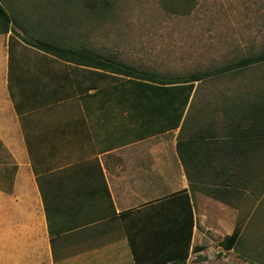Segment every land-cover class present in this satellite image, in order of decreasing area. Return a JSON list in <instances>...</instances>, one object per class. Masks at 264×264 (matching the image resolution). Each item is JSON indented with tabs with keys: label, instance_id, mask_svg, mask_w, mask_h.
I'll return each instance as SVG.
<instances>
[{
	"label": "crops",
	"instance_id": "crops-1",
	"mask_svg": "<svg viewBox=\"0 0 264 264\" xmlns=\"http://www.w3.org/2000/svg\"><path fill=\"white\" fill-rule=\"evenodd\" d=\"M109 75L0 32V264H187L208 230L231 217L233 231L251 186L229 163L261 152L232 135L242 99L207 95L233 99L191 113L192 92L163 128Z\"/></svg>",
	"mask_w": 264,
	"mask_h": 264
},
{
	"label": "rangeland",
	"instance_id": "rangeland-1",
	"mask_svg": "<svg viewBox=\"0 0 264 264\" xmlns=\"http://www.w3.org/2000/svg\"><path fill=\"white\" fill-rule=\"evenodd\" d=\"M162 1L112 0L111 10L104 17L87 13L78 0L0 3L27 42L44 40L54 45L86 47L166 78L215 70L264 50V0H197L195 9L186 15L169 14ZM109 76V81L124 80L125 89L132 86V80L125 76ZM220 92L238 95L239 102L242 99L236 110L240 117L249 95L255 94V100L264 99V62L195 82L191 113L212 102L221 109L220 100L233 99L206 97ZM251 157L245 163L251 187L236 209L242 229L240 244L229 251L220 247L232 226L229 217L228 224L208 230L203 242L208 248L193 253L187 264H264V151ZM229 164L237 174L245 171L240 168L243 163ZM261 183L263 186L257 190Z\"/></svg>",
	"mask_w": 264,
	"mask_h": 264
},
{
	"label": "trees",
	"instance_id": "trees-1",
	"mask_svg": "<svg viewBox=\"0 0 264 264\" xmlns=\"http://www.w3.org/2000/svg\"><path fill=\"white\" fill-rule=\"evenodd\" d=\"M78 2L79 5L83 6L87 13H91L96 16L104 17L109 13L112 7V0H78ZM196 2L197 0H163L162 5L164 10H166L169 14L186 15L195 9ZM13 26L17 25L11 21L8 12L0 3V32H7L8 29ZM27 43L76 64L99 68L106 70L111 74L125 76L128 80H132L133 89L140 92L139 100H148L150 102V106L155 109L156 122L159 125H163V128L178 126L183 111L189 103L191 93L195 87V82L206 77L213 76L218 72L236 70L264 62V50H262L259 53L242 56L236 61L229 62L228 64L215 70L192 72L186 77L166 78L161 77L156 73L149 74L146 71L138 70L135 66L121 61H116L110 56L99 55L86 47L54 45L44 40ZM242 113L241 117L238 118L240 120L237 121L236 126H232V128L239 127L240 122H242V124H245L243 127L246 130L243 133L239 131L232 132V135L235 137H239L241 134L243 136H251L254 144H256L251 146V150L254 152L259 149L264 151V99H257L255 102L250 103V105L244 108ZM258 140L261 141V145H258ZM178 151L181 155L179 142ZM249 161L250 160L240 162L244 164V166L240 168H243L246 171L248 167L245 163ZM182 162L183 164H186L184 159H182ZM214 164H217L214 172L219 173V176H223L226 173L225 171L229 170L224 163L219 162ZM231 167L232 166L230 165V170L232 169ZM234 169L236 175L240 176V174H237L238 171H236L235 167ZM249 174L252 175L251 173ZM235 184L236 193H241L237 190L241 184L239 182H236ZM261 186H263L262 183L257 190H259ZM236 204H238V200ZM241 236L242 229L240 222L237 219V223L233 231L224 237L221 244L227 250L236 249L240 244ZM167 264H186V257L173 259Z\"/></svg>",
	"mask_w": 264,
	"mask_h": 264
}]
</instances>
